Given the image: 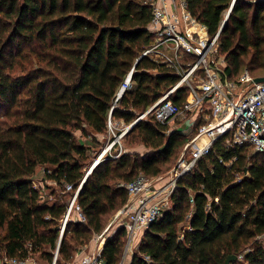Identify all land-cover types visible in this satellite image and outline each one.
Here are the masks:
<instances>
[{
    "label": "trees",
    "instance_id": "obj_1",
    "mask_svg": "<svg viewBox=\"0 0 264 264\" xmlns=\"http://www.w3.org/2000/svg\"><path fill=\"white\" fill-rule=\"evenodd\" d=\"M231 2L186 0V7L212 38ZM150 21L143 0H0V259L39 255L51 264L69 198L86 175L88 149L75 131L102 135L109 118L131 124L178 83L165 65L136 63L152 40ZM217 51L224 80L234 81L241 69L264 77V0H235ZM131 70L132 88L114 105ZM187 97L181 86L169 100L182 106ZM130 135L149 151L107 157L92 170L76 199L84 223L67 221L56 264H72L78 247L125 206L123 184L163 175L187 142L152 115ZM248 150L217 140L178 179L169 207L129 264H224L240 254L243 262L231 264H264V153ZM38 167L51 168L44 170L47 180L62 189L53 201H43L33 185ZM125 245L121 227L107 237L101 264H122Z\"/></svg>",
    "mask_w": 264,
    "mask_h": 264
},
{
    "label": "built area",
    "instance_id": "obj_2",
    "mask_svg": "<svg viewBox=\"0 0 264 264\" xmlns=\"http://www.w3.org/2000/svg\"><path fill=\"white\" fill-rule=\"evenodd\" d=\"M234 2L235 0H232L226 15ZM143 3L151 11V21L147 31L152 35V40L139 58H148L157 64L165 65L179 78L175 87L156 101L144 116L150 114L157 122L164 124L183 116L184 113H194L193 120L197 119L200 124L196 135L184 147V150L189 152V158L185 161L184 154L181 156L178 164L169 173L167 181L160 176L147 178L139 175L132 182L122 185L127 193V201L116 218L123 216L121 227L126 234L125 254L132 248H137L150 225L162 217L164 210L169 207V199L178 179L190 173L196 162L211 151L217 140L223 139V146L226 149L247 146L252 153H264V83H254V78L247 70L241 72L234 81L224 80L223 70L212 65L217 60L218 38L226 15L217 33L210 38L204 28L199 26L188 13L186 0H143ZM188 21L194 29L187 26ZM132 75L133 70L120 85L114 105L126 91L132 88ZM181 86L186 87L188 98L182 106H177L168 96ZM131 125L121 131L119 140L112 141L104 150V154L119 146L114 155L110 154V158L115 160L122 155L120 139ZM107 130L115 137L110 118L107 122ZM90 171L91 169L85 177ZM85 177L74 192L71 185H66L64 188L65 192H73V194L69 198L63 217L58 244L65 224L72 216L74 220L84 223L76 199ZM108 230L107 227L97 239H102ZM58 244L51 264H56ZM237 259L243 262V254L237 256ZM26 263L37 264L34 258L0 259V264ZM78 264H101L100 252L94 255H82Z\"/></svg>",
    "mask_w": 264,
    "mask_h": 264
},
{
    "label": "rangeland",
    "instance_id": "obj_3",
    "mask_svg": "<svg viewBox=\"0 0 264 264\" xmlns=\"http://www.w3.org/2000/svg\"><path fill=\"white\" fill-rule=\"evenodd\" d=\"M248 1L251 3L254 2V0H248ZM225 15L226 13H224L223 19L225 18ZM216 59L217 60L214 61L212 65L220 70H223L226 67V63L224 62L225 61L224 56L217 51ZM244 70L246 69H241L240 73L243 72ZM146 112L147 110L141 114H137L136 119L131 124H133L137 120L146 121L147 119H149L151 117V115L149 114L143 117V115ZM193 117H194V113H184L183 116H179L168 123V127L171 131H179L180 133H182V135L187 141L186 144L190 142V140L196 135L197 132L199 121L197 119L196 121H194ZM115 121H113L115 137L113 133L108 130H106V132L102 135L92 134L93 135L92 137H89L91 135L89 130H87V132L84 134L83 137L80 131H75L74 135L76 139L79 142L83 143L84 146L88 149L87 158L83 163L84 174H86L90 169L93 170L105 158L110 157V154L114 155L116 149L118 151L119 146H115L111 151L106 152V154H104V150L108 147V145L114 140H119L118 137L121 131L125 130L131 124H126L123 121H118V120ZM186 122H188V125L186 126H189V128L186 130V132H183ZM130 130L131 128L120 139V144L122 146V151H121L122 154L131 153V154L142 155L148 152L149 150L146 149L143 144H141L139 138L136 135H130L129 137L126 136ZM184 147L185 145L179 151L178 156L174 160H172L169 164H166L162 167L163 175H161L160 177H163L164 181H167L169 173L178 164L183 154L185 161L189 158V152L185 151ZM248 153L250 155L253 154L250 150H248ZM37 169L39 172L37 175L33 176V185L35 188L40 189V194L43 198V201H53L51 194L54 192L56 195H59L62 189L58 188L53 182L47 180L44 170L45 169L50 170L51 168L46 167L43 169L41 167H38ZM117 213L106 217L104 230L107 227L109 228V230L102 239H97V237L104 230L100 234L94 235L88 244L78 247V249L81 251L80 252L81 256L94 255L99 252L101 253L102 247L107 237L110 236L118 228H121L123 216L116 218ZM129 257H130L129 252L127 254H125V252L123 253V258H125V260L128 259ZM34 261L37 264H48L44 259L39 258V255L34 256ZM124 264H127V262H125Z\"/></svg>",
    "mask_w": 264,
    "mask_h": 264
},
{
    "label": "water",
    "instance_id": "obj_4",
    "mask_svg": "<svg viewBox=\"0 0 264 264\" xmlns=\"http://www.w3.org/2000/svg\"><path fill=\"white\" fill-rule=\"evenodd\" d=\"M230 12H231V10L227 13V15H226V18H225V22H224V24H223V26H222V29H223V27L226 25V23H227V20H228V17H229V15H230ZM221 29V30H222ZM116 30H118V28H116ZM141 58H138V60L136 61V63L140 60ZM136 65V64H135ZM135 65H134V67H133V69L135 68ZM254 83H264V77H259V78H255L254 79V81H253ZM170 97V95L168 96V98ZM114 108V107H113ZM113 110V109H112ZM112 110H111V112H110V116H111V113H112ZM144 116V115H143ZM139 120H137V121H135L132 125H131V127L130 128H132L137 122H138ZM92 172V170L87 174V176L85 177V180H84V182L86 181V179H87V177H88V175L90 174ZM83 182V183H84ZM236 259H237V257L235 256V255H232V256H230V257H228L227 258V260L225 261V263L224 264H231L232 262H234V261H236Z\"/></svg>",
    "mask_w": 264,
    "mask_h": 264
},
{
    "label": "crops",
    "instance_id": "obj_5",
    "mask_svg": "<svg viewBox=\"0 0 264 264\" xmlns=\"http://www.w3.org/2000/svg\"><path fill=\"white\" fill-rule=\"evenodd\" d=\"M187 26H188L190 29H194V27L191 25V22H190V21H188ZM199 26L203 27V26L200 25V24H199ZM203 28H204L205 32L207 33L205 27H203ZM207 35H208V34H207ZM186 125H188V122H186L183 132H186V130L189 128V126H186ZM38 172H39L38 169H36L35 175H37ZM37 189H39V188H37ZM133 251H134V248H132V250L129 252V253H130V257H129L128 259H126V260H125V258L123 259L122 264H124L125 262H127V264L130 263V261H131V256H132ZM80 257H81V255L78 254V255L76 256V258H75V260L73 261L72 264H78V262H79V258H80ZM125 257H126V256H125ZM26 264H32V263H26Z\"/></svg>",
    "mask_w": 264,
    "mask_h": 264
},
{
    "label": "bare ground",
    "instance_id": "obj_6",
    "mask_svg": "<svg viewBox=\"0 0 264 264\" xmlns=\"http://www.w3.org/2000/svg\"><path fill=\"white\" fill-rule=\"evenodd\" d=\"M202 36H203V38H204V39L206 38V36H205V34H204V33H203V35H202Z\"/></svg>",
    "mask_w": 264,
    "mask_h": 264
}]
</instances>
